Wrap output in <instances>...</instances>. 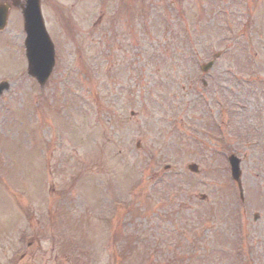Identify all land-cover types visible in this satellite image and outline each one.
<instances>
[{
    "label": "rangeland",
    "instance_id": "obj_1",
    "mask_svg": "<svg viewBox=\"0 0 264 264\" xmlns=\"http://www.w3.org/2000/svg\"><path fill=\"white\" fill-rule=\"evenodd\" d=\"M41 8L45 87L0 32V264H264V0Z\"/></svg>",
    "mask_w": 264,
    "mask_h": 264
},
{
    "label": "water",
    "instance_id": "obj_2",
    "mask_svg": "<svg viewBox=\"0 0 264 264\" xmlns=\"http://www.w3.org/2000/svg\"><path fill=\"white\" fill-rule=\"evenodd\" d=\"M14 4L16 5L18 2L15 1ZM8 9L9 7L6 5L0 6V30L6 25ZM23 15L28 33L27 47L31 60L29 73L35 76L43 85L51 72L54 59L53 49L42 25L40 0H26V5L23 6ZM8 88V84L0 85V95ZM231 161L233 163V174L236 176V180L239 181V161L234 158H231Z\"/></svg>",
    "mask_w": 264,
    "mask_h": 264
}]
</instances>
